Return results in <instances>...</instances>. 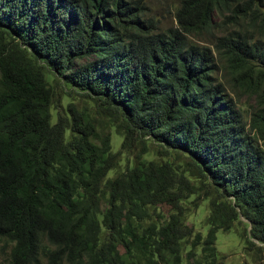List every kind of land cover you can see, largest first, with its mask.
Wrapping results in <instances>:
<instances>
[{
    "label": "trees",
    "instance_id": "obj_1",
    "mask_svg": "<svg viewBox=\"0 0 264 264\" xmlns=\"http://www.w3.org/2000/svg\"><path fill=\"white\" fill-rule=\"evenodd\" d=\"M138 9L135 0H0L6 264H182L192 233L187 176L170 161L137 160L108 177L109 134L72 106L70 120L52 121L47 68L121 117L122 147L148 137L215 186L203 253L192 246L189 264H224L216 231L236 222L246 243L264 245V0H179L166 31ZM226 86L259 98L254 134Z\"/></svg>",
    "mask_w": 264,
    "mask_h": 264
},
{
    "label": "rangeland",
    "instance_id": "obj_2",
    "mask_svg": "<svg viewBox=\"0 0 264 264\" xmlns=\"http://www.w3.org/2000/svg\"><path fill=\"white\" fill-rule=\"evenodd\" d=\"M135 1L142 12V16L151 19L158 29L157 31H166L168 28L176 26L175 10L179 0ZM195 43L205 44L198 40ZM46 71L47 80L51 84L54 93L51 105L52 121L56 122L59 116H65L70 120L69 106H72L76 111L87 114L96 129L109 134L111 151L117 154V163L115 168L109 171L108 177L116 175L127 167H132L137 160L170 161L178 172L187 176V182L192 193L188 194L184 202L186 206L184 217L192 233L190 237L183 241L185 245L182 252V264H189L186 253L192 246L195 247L197 256L202 255L203 248L200 242L211 228L207 222V217L210 214V201L218 195L211 181L196 174V170L188 165L191 160L186 154L178 151L170 152L148 137L140 138L139 141L133 140V145L128 148L126 146L122 147L124 135L118 127L121 117L103 111L101 109L103 105L100 107L101 102L96 97H92L74 86L67 85L64 79L60 75L54 74L51 69L47 68ZM262 88H264L263 85ZM226 91L230 92L233 97L236 110L245 130L250 134H254L252 115L259 108V98L251 90H237L234 92L226 86ZM141 147L144 148L141 149ZM159 210L164 215L167 213V207L165 206L157 209V211ZM240 220L245 222L243 217ZM242 230L243 225L236 222L228 230L218 229L216 231L214 246L219 252L220 258L224 264H264V245L256 241H254V245L246 243L244 231ZM197 235L200 236V240L195 241L194 238ZM120 251L122 252L121 248ZM6 254L7 248L2 249L0 247V264H6Z\"/></svg>",
    "mask_w": 264,
    "mask_h": 264
}]
</instances>
